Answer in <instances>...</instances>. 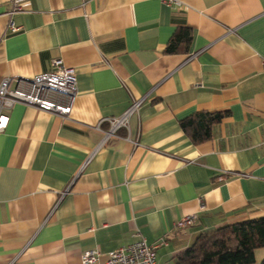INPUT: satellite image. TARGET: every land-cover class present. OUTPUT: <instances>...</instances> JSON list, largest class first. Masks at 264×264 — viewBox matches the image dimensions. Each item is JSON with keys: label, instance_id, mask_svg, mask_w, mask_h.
I'll list each match as a JSON object with an SVG mask.
<instances>
[{"label": "crops", "instance_id": "0c3cea01", "mask_svg": "<svg viewBox=\"0 0 264 264\" xmlns=\"http://www.w3.org/2000/svg\"><path fill=\"white\" fill-rule=\"evenodd\" d=\"M180 1L0 0V81L31 92L55 58L77 77L75 95L46 93L67 115L6 111L0 264H82L89 249L104 264L140 237L175 264L201 232L264 215V0ZM179 28L190 41L167 53ZM196 112L223 113L198 142L179 123Z\"/></svg>", "mask_w": 264, "mask_h": 264}, {"label": "built area", "instance_id": "2783aa9c", "mask_svg": "<svg viewBox=\"0 0 264 264\" xmlns=\"http://www.w3.org/2000/svg\"><path fill=\"white\" fill-rule=\"evenodd\" d=\"M167 6L181 5L180 0H160ZM21 6L15 4L14 10H20ZM9 31L15 32L18 27L13 23L9 25ZM52 70L34 75L26 81L31 85L33 91L28 92L18 87H11L12 77H4L0 81V131L8 122L6 111L17 103L32 105L39 109L67 115L70 111L69 106H63L46 97L47 92H55L68 96L75 95L77 91V77L73 67L65 66L61 59L55 58L51 61ZM264 67V60H262ZM22 79H17L20 81ZM139 101H132L130 105L117 117L108 119L109 126L103 131V141L108 137L115 135V132L120 127H127L130 115L136 110ZM201 208L204 205L201 203ZM195 214H188L181 217L175 227L180 228L186 225H191L195 220ZM165 244L164 240L147 243L144 238L122 245L107 253L104 264H158L155 258V250L160 245ZM100 251L98 249H89L82 253L81 263L92 264L97 262Z\"/></svg>", "mask_w": 264, "mask_h": 264}, {"label": "trees", "instance_id": "16d2710c", "mask_svg": "<svg viewBox=\"0 0 264 264\" xmlns=\"http://www.w3.org/2000/svg\"><path fill=\"white\" fill-rule=\"evenodd\" d=\"M190 38L189 29L179 28L168 41L166 52L180 51ZM222 116L220 112H196L179 123L198 142L211 136L213 123ZM261 247H264V215L201 232L177 255L175 264H254L255 250ZM258 264H264V257Z\"/></svg>", "mask_w": 264, "mask_h": 264}, {"label": "rangeland", "instance_id": "374dc122", "mask_svg": "<svg viewBox=\"0 0 264 264\" xmlns=\"http://www.w3.org/2000/svg\"><path fill=\"white\" fill-rule=\"evenodd\" d=\"M262 258V257H261ZM261 259H259V262H260Z\"/></svg>", "mask_w": 264, "mask_h": 264}]
</instances>
